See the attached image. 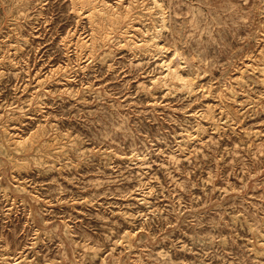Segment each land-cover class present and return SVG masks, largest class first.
<instances>
[{
	"label": "rangeland",
	"instance_id": "rangeland-1",
	"mask_svg": "<svg viewBox=\"0 0 264 264\" xmlns=\"http://www.w3.org/2000/svg\"><path fill=\"white\" fill-rule=\"evenodd\" d=\"M0 264H264V0H0Z\"/></svg>",
	"mask_w": 264,
	"mask_h": 264
},
{
	"label": "bare ground",
	"instance_id": "bare-ground-1",
	"mask_svg": "<svg viewBox=\"0 0 264 264\" xmlns=\"http://www.w3.org/2000/svg\"><path fill=\"white\" fill-rule=\"evenodd\" d=\"M90 1H91V0H90ZM88 2H89V1H88ZM92 2H93V1H92ZM90 5H91V3H90ZM92 9H93V8H92ZM92 15H93V14H92ZM126 17H127V16H126ZM156 36H157V35H156ZM97 38H98V37H97ZM175 75H176V74H175ZM175 75H174V77H175ZM177 75H178V73H177ZM177 75H176V76H177ZM178 77H179V76H178ZM178 77H177V78H178ZM178 79H180V78H178ZM17 145H18V144H17Z\"/></svg>",
	"mask_w": 264,
	"mask_h": 264
}]
</instances>
